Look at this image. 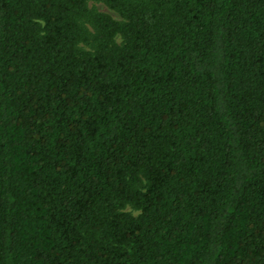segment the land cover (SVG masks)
<instances>
[{
    "label": "trees",
    "instance_id": "1",
    "mask_svg": "<svg viewBox=\"0 0 264 264\" xmlns=\"http://www.w3.org/2000/svg\"><path fill=\"white\" fill-rule=\"evenodd\" d=\"M0 264H264V0H0Z\"/></svg>",
    "mask_w": 264,
    "mask_h": 264
},
{
    "label": "rangeland",
    "instance_id": "2",
    "mask_svg": "<svg viewBox=\"0 0 264 264\" xmlns=\"http://www.w3.org/2000/svg\"><path fill=\"white\" fill-rule=\"evenodd\" d=\"M89 5L94 6L96 9H98L101 12H104V13L111 15L115 19H119L118 15L114 11L107 8L104 4H102L100 2H92L91 1V2H89Z\"/></svg>",
    "mask_w": 264,
    "mask_h": 264
}]
</instances>
